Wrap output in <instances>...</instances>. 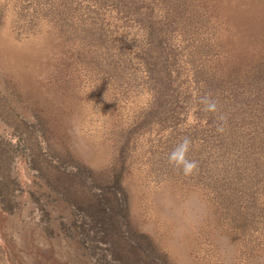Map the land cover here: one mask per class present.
<instances>
[{
    "label": "rangeland",
    "instance_id": "374dc122",
    "mask_svg": "<svg viewBox=\"0 0 264 264\" xmlns=\"http://www.w3.org/2000/svg\"><path fill=\"white\" fill-rule=\"evenodd\" d=\"M72 165L161 263L264 264V0H0V264H93L52 193L87 195Z\"/></svg>",
    "mask_w": 264,
    "mask_h": 264
},
{
    "label": "trees",
    "instance_id": "16d2710c",
    "mask_svg": "<svg viewBox=\"0 0 264 264\" xmlns=\"http://www.w3.org/2000/svg\"><path fill=\"white\" fill-rule=\"evenodd\" d=\"M31 177L40 181L34 175ZM58 181L57 184H77L87 192L80 201L67 196L62 186L60 194L52 191L60 205L73 210L74 243L93 264H164L158 261L147 236L135 232L128 223L117 177L109 182L99 180L83 166L72 165L61 172Z\"/></svg>",
    "mask_w": 264,
    "mask_h": 264
},
{
    "label": "clouds",
    "instance_id": "9594fccd",
    "mask_svg": "<svg viewBox=\"0 0 264 264\" xmlns=\"http://www.w3.org/2000/svg\"><path fill=\"white\" fill-rule=\"evenodd\" d=\"M200 103L204 106L203 111L219 113L216 100L211 97V94L200 98ZM219 121L217 131L225 132L227 117L224 114L217 115ZM192 146V141L189 137H183L181 141L172 149L168 155V161L173 167L179 170L184 176H193L199 171V163L194 159L189 158V152Z\"/></svg>",
    "mask_w": 264,
    "mask_h": 264
}]
</instances>
